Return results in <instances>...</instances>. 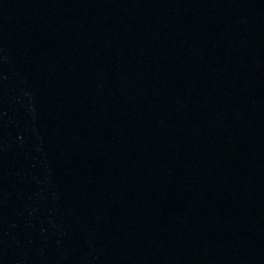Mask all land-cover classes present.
<instances>
[{"label":"water","instance_id":"95a60500","mask_svg":"<svg viewBox=\"0 0 264 264\" xmlns=\"http://www.w3.org/2000/svg\"><path fill=\"white\" fill-rule=\"evenodd\" d=\"M0 264H264V0H0Z\"/></svg>","mask_w":264,"mask_h":264}]
</instances>
